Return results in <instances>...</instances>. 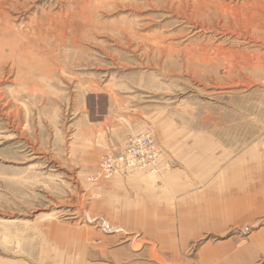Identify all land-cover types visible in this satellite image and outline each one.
<instances>
[{"label":"rangeland","instance_id":"1","mask_svg":"<svg viewBox=\"0 0 264 264\" xmlns=\"http://www.w3.org/2000/svg\"><path fill=\"white\" fill-rule=\"evenodd\" d=\"M62 1L92 18L80 50L22 39L10 12L2 35L0 18L38 90L18 96L4 70L0 264H264V0ZM116 26L174 49L127 46ZM142 133L158 172L97 178Z\"/></svg>","mask_w":264,"mask_h":264},{"label":"bare ground","instance_id":"2","mask_svg":"<svg viewBox=\"0 0 264 264\" xmlns=\"http://www.w3.org/2000/svg\"><path fill=\"white\" fill-rule=\"evenodd\" d=\"M109 1H110L109 3H111L113 0H109ZM148 1H150V0H148ZM40 2L43 3L42 7H45L46 6L48 8V10L46 12H44L45 9L43 10V8L42 9L41 8L40 9L38 8ZM76 2L74 1L75 4L78 3V2L77 3ZM62 3H63L62 0H49L48 3H47L46 0H8L7 3L3 4V6H5L6 8H2V4L0 3V18L3 20V23L5 24V26H3V29L1 30L2 35H4V34L6 35L7 27L10 24L9 23V17L12 16V15L9 16V12H10V14H13V16H14V18L11 17V19H13V20L15 19L16 21H18V20H20V21L26 20V21H24V23L22 25V29H21L22 32H19L22 35V39H23V36L26 37V36H29L30 35L33 38H35L34 36L39 35L40 36L39 37V40L40 39L42 40V38L45 39V37L47 38V40L53 38L55 40L56 46H58L60 48L61 47H65V48H67V47H73L74 49L80 50V48H79V46H77V44L84 42L88 38L89 35L87 36L86 33H89L91 31L90 27L92 26L91 25V22H92L91 19L92 18L90 19L89 16H88L89 18L87 17L88 19H90L91 22L89 20L86 21V22H81L77 11H72V10L66 9L65 7H63V4L66 3V2H64L63 4ZM72 3L73 2H69V4H72ZM86 3H87V0H86ZM104 3H106V2H104ZM78 5H80V3L77 4V6ZM104 5H106V4H104ZM166 5L167 4L162 5V8L163 7L166 8L167 7ZM85 6H88V5H84V7ZM33 7L36 8L37 11H35L32 14V16H30V17L29 16H25L24 13H26V11H27L26 9H31ZM204 7H206V6H204ZM73 8H74V6H73ZM83 8L82 9L79 8V9L82 10V13L84 15V18L86 19V16L85 15H87V14H85L86 11H84ZM87 8L89 9V7H87ZM87 8H86V10H88ZM168 8L169 9H168L167 12L169 14H172V15L179 14L177 12L178 9H174L173 6H171V7L168 6ZM179 8H180V6H179ZM76 10H78V9H76ZM38 11H39V13H38ZM89 11H90L89 12V15L90 14L93 15L94 12L91 13L92 10H89ZM77 18H79V21L80 22H78V20H76ZM82 21H83V19H82ZM48 26H52L54 28L53 31L50 32V33L47 32ZM116 27H119V26H116ZM12 28H17V27H13L12 26ZM94 28H95V26H94ZM119 28H120V30L118 32L121 33V34H123L125 36V37L121 38V39L124 40V43L123 44H127V46H129V44H130L129 42H130V39H131V36H132V37H136V39H141V41L143 40V42L145 43V45L148 47V49H146L144 51H147L148 53H151L152 51L153 52H156V53H159L161 51H167L168 52L167 55H168L169 52H172L173 49H174L171 46V44L170 45L169 44H163L162 41H160L158 37H155V36L153 37L152 36V37H147L145 39L142 36H136L137 34L135 35L134 32H133L134 33L133 34L132 31L128 30V27L126 28L125 26L124 27L121 26ZM89 29H90V31H89ZM116 29H118V28H116ZM15 30H18V29H15ZM112 30H114V29H112ZM115 32L117 33V30ZM119 33H118V35H119ZM21 35H20V37H21ZM32 37H31V40L33 39ZM113 37H115V36H113ZM26 38H28V37H26ZM33 40H32V43L34 44ZM131 40H133V39H131ZM42 41H44V40H42ZM88 41L89 40H87L86 42H88ZM26 42H28V41H26ZM29 42H30V40H29ZM40 43H39V45H40ZM48 43L50 44V41L47 42L46 44L48 45ZM52 43H54V42H52ZM32 46H29V47H32ZM136 46H138V44ZM39 47H41V45ZM35 49H37V48H35ZM12 51H13V47L12 46L10 47L6 42H3V41L0 42V81H3L5 79V77H6L5 76L6 72L4 70L6 68H9L10 72H13V73L16 72V80H17V83H15L14 85H15V87L17 86V88H15L14 93H16L18 96L20 94H23L24 92H27L28 95H32L33 92L35 93L38 90H34L33 87H30L28 90L24 89L21 86L22 85V83H21V76L19 75V73L21 72L22 67L25 65V63H27V61H26L25 58H23V56L20 53H18L17 51H16V53H13ZM81 52H82V49H81ZM181 52H182V50H181ZM202 63H204V62L202 61ZM19 87H20V89H19ZM3 101H4V99H3L2 93L0 92V111H6V108L9 106V103H11V100L10 101H7V102L6 101L3 102ZM8 111H14V110H8ZM157 151H159L158 147H157ZM159 153H160V151H159ZM158 161H159V159H158ZM155 169H156L155 172L150 171V168L141 169V170L143 172H147L148 174H156L158 172V162H156ZM111 177L113 178V176H111ZM102 178L103 179H108L109 177H102ZM105 227L106 226H103V229H105ZM116 232H117V230H116Z\"/></svg>","mask_w":264,"mask_h":264},{"label":"built area","instance_id":"3","mask_svg":"<svg viewBox=\"0 0 264 264\" xmlns=\"http://www.w3.org/2000/svg\"><path fill=\"white\" fill-rule=\"evenodd\" d=\"M158 159V151L151 137L147 133L138 134L129 139L117 157L107 156L102 160L97 178H111L147 168L155 172Z\"/></svg>","mask_w":264,"mask_h":264},{"label":"crops","instance_id":"4","mask_svg":"<svg viewBox=\"0 0 264 264\" xmlns=\"http://www.w3.org/2000/svg\"><path fill=\"white\" fill-rule=\"evenodd\" d=\"M154 203H155V201H153ZM153 203V204H154ZM142 204H144V203H142ZM150 214H152V213H150ZM187 219V221L186 222H189L188 220H190V217H186ZM140 219L142 220V216L140 217ZM145 220V219H144ZM149 219H146V223L144 222V224H141L140 226H144V227H149V228H151V227H153V228H156V229H162L163 227H165L166 225H167V223H162L161 224V220H154V223H152V224H150V226H147L149 223H147V221H148ZM191 223V222H190ZM192 225V224H191ZM182 226H184V224H182ZM156 237H159V236H161V234H158L159 232H156V231H153L152 232ZM161 240V239H160ZM160 240L159 239H157V240H155V242H160Z\"/></svg>","mask_w":264,"mask_h":264}]
</instances>
